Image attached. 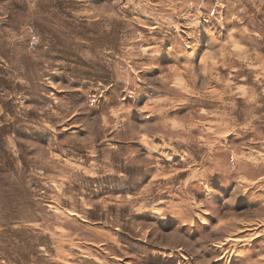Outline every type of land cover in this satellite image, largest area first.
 Segmentation results:
<instances>
[{"label": "rangeland", "instance_id": "1", "mask_svg": "<svg viewBox=\"0 0 264 264\" xmlns=\"http://www.w3.org/2000/svg\"><path fill=\"white\" fill-rule=\"evenodd\" d=\"M0 264H264V0H0Z\"/></svg>", "mask_w": 264, "mask_h": 264}]
</instances>
